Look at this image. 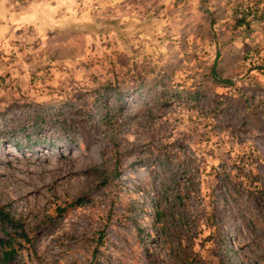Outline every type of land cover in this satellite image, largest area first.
I'll return each instance as SVG.
<instances>
[{"label": "rangeland", "instance_id": "rangeland-1", "mask_svg": "<svg viewBox=\"0 0 264 264\" xmlns=\"http://www.w3.org/2000/svg\"><path fill=\"white\" fill-rule=\"evenodd\" d=\"M55 1L0 44L11 264H264V0Z\"/></svg>", "mask_w": 264, "mask_h": 264}, {"label": "crops", "instance_id": "crops-1", "mask_svg": "<svg viewBox=\"0 0 264 264\" xmlns=\"http://www.w3.org/2000/svg\"><path fill=\"white\" fill-rule=\"evenodd\" d=\"M55 0H0V44L26 25L43 22L41 16L59 7ZM40 16V18H35ZM39 21V22H38Z\"/></svg>", "mask_w": 264, "mask_h": 264}, {"label": "trees", "instance_id": "trees-1", "mask_svg": "<svg viewBox=\"0 0 264 264\" xmlns=\"http://www.w3.org/2000/svg\"><path fill=\"white\" fill-rule=\"evenodd\" d=\"M263 16L260 18L261 21L263 19ZM214 79H216L225 86L231 85V82L229 80L220 79L215 75H214ZM0 222L5 223L6 225H9L10 227L16 229L21 227L18 220H15V218H13L10 214L2 211L1 209H0ZM20 237L23 239V241H26V234L23 231L20 232ZM16 254H17V250L12 248L11 242L9 240L0 238V264H11L12 261L16 260Z\"/></svg>", "mask_w": 264, "mask_h": 264}]
</instances>
